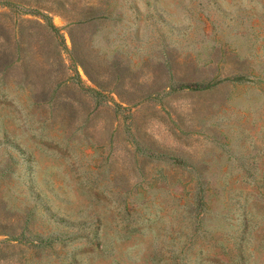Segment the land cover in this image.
Segmentation results:
<instances>
[{
	"label": "rangeland",
	"instance_id": "rangeland-1",
	"mask_svg": "<svg viewBox=\"0 0 264 264\" xmlns=\"http://www.w3.org/2000/svg\"><path fill=\"white\" fill-rule=\"evenodd\" d=\"M0 264H264V0H0Z\"/></svg>",
	"mask_w": 264,
	"mask_h": 264
}]
</instances>
